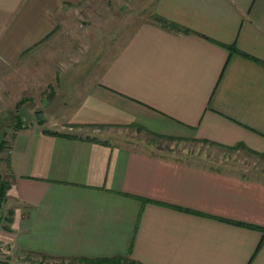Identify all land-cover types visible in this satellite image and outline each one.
Listing matches in <instances>:
<instances>
[{"label": "crops", "instance_id": "obj_1", "mask_svg": "<svg viewBox=\"0 0 264 264\" xmlns=\"http://www.w3.org/2000/svg\"><path fill=\"white\" fill-rule=\"evenodd\" d=\"M136 1L95 23L86 0H0L12 86L33 61L47 75L81 30L116 33L101 69L73 70L70 84L56 74L70 99L59 105L68 117L51 122L60 129L36 120L9 141L7 264H264V0ZM147 137L204 149L173 156Z\"/></svg>", "mask_w": 264, "mask_h": 264}, {"label": "rangeland", "instance_id": "obj_2", "mask_svg": "<svg viewBox=\"0 0 264 264\" xmlns=\"http://www.w3.org/2000/svg\"><path fill=\"white\" fill-rule=\"evenodd\" d=\"M88 2H84L87 4H83L84 6H90L89 12L93 9V15L94 22L103 21V14L102 11L107 12L104 16L106 18L109 16L108 9H112L113 12H116L117 7L122 3H128L129 5H135L137 3L136 0H86ZM89 4V5H88ZM144 6V5H143ZM107 7V8H106ZM104 8L106 10H104ZM141 12L143 14L142 18L147 16L148 8H142L140 6L139 10L137 12ZM84 13H86L84 11ZM134 15V13L130 14ZM103 16V17H104ZM119 15L112 14V20L116 21V18ZM123 16V15H121ZM138 16L139 15H134ZM148 17V16H147ZM82 19V20H81ZM85 16H82V18L79 16L80 24L83 27V30L86 29V26L88 23L86 21H83ZM99 20V21H98ZM116 23V22H115ZM108 28H113L114 23ZM80 27V29H82ZM72 28V26H71ZM77 29V28H76ZM75 31H78L76 30ZM110 35L109 31L107 29L105 31L97 30L95 38H91L90 35H87L86 32L81 30L80 39L79 41L73 40L74 42H70L73 45V49L70 48L72 46L65 45L64 46V54H62V61H51V64H48L50 67L46 70L45 67L44 71H46L47 75H43L42 72L39 73V68L37 70H33L32 66L36 65L37 62H31L28 64L25 68L20 69L18 71V75H15V80L13 83V86L10 85L6 78V70L5 67L0 68V142H2L4 145L0 146V179L3 181L9 182V173L7 170V154L9 149V141L13 135V133L23 126L28 125L30 122L35 124V121L38 120L41 123L44 120V123L46 125H43L48 128H57L60 129L61 124L57 123L55 127L51 124V122H60L61 120H64L62 117L66 116L68 117V113L70 111L68 109H62L59 105L65 102H69L70 99L65 98V96H61L62 89L66 88L60 85V82L63 83V77L56 78V74L61 75L60 73L63 72L62 75H65L64 81H67L68 84L74 79H71V75L74 71L78 69L79 71L83 70L86 71L89 68H95L97 71L99 68L101 69V62H98L97 58L102 57L103 53H106L107 50L114 51L116 46L114 45V42L112 40V37L115 36V31H112L110 29ZM65 32V31H64ZM68 33L74 32L67 30ZM80 33V31H78ZM100 34V36H98ZM66 38L68 36L64 34ZM107 37H111L108 39ZM95 39V45L91 43V40ZM66 40V39H65ZM64 40V41H65ZM88 40V42H87ZM67 43V42H66ZM68 44V43H67ZM61 45V44H60ZM110 45V46H109ZM114 45V46H113ZM69 46V47H68ZM69 48V49H67ZM89 48L91 52H89V55L93 57L95 63L91 66L93 63V60L88 58L87 60L84 59L82 55L83 49ZM78 54V55H77ZM51 56V55H50ZM87 56V55H86ZM84 59V60H83ZM55 60V59H54ZM18 69V68H16ZM57 70L60 71L57 73ZM43 71V72H44ZM72 72V73H71ZM12 79V78H11ZM12 81V82H13ZM44 81L48 83V85H44ZM61 83V84H62ZM10 85V86H9ZM50 101H53V104H48ZM59 103V104H58ZM43 117V119H41ZM41 123H38L39 125ZM53 126V127H52ZM115 130V135H127L129 132L123 131V130ZM132 134L136 137V135L132 132ZM131 134V135H132ZM119 137V136H118ZM133 137V138H135ZM145 145L147 148L154 150V151H160L163 153H168L173 156L182 157L183 155H187L190 158V155L193 156V158L198 157L197 151L199 149H204V146H199V143L197 142H190V141H173V140H162V139H153L150 137H147L145 140ZM201 156H205L202 154ZM205 160V159H203ZM261 163L264 162L262 158H260ZM251 165V164H249ZM252 165L250 166V168ZM7 192V190H6ZM6 198L0 201V220L2 217H8V212L11 210V206L8 203V196L6 195ZM2 222H4L2 220ZM36 263L38 264H75V261H70L66 259H54V258H43V257H36L34 256ZM32 260V259H31ZM73 262V263H72Z\"/></svg>", "mask_w": 264, "mask_h": 264}, {"label": "trees", "instance_id": "obj_3", "mask_svg": "<svg viewBox=\"0 0 264 264\" xmlns=\"http://www.w3.org/2000/svg\"><path fill=\"white\" fill-rule=\"evenodd\" d=\"M170 26H174L172 23H169ZM4 144L0 142V146ZM9 187V182L3 181L0 179V201L6 198L5 192ZM8 217H6V221L10 220V216L12 214L11 211L8 212ZM80 263L84 264H121V262L127 261L126 259L122 258H104V259H79Z\"/></svg>", "mask_w": 264, "mask_h": 264}, {"label": "built area", "instance_id": "obj_4", "mask_svg": "<svg viewBox=\"0 0 264 264\" xmlns=\"http://www.w3.org/2000/svg\"><path fill=\"white\" fill-rule=\"evenodd\" d=\"M7 253V244L0 240V264H7L5 261Z\"/></svg>", "mask_w": 264, "mask_h": 264}]
</instances>
